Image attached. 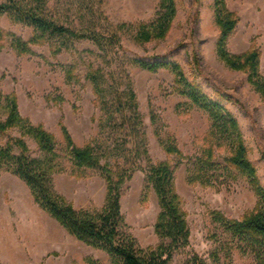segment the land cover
<instances>
[{"label":"rangeland","instance_id":"1","mask_svg":"<svg viewBox=\"0 0 264 264\" xmlns=\"http://www.w3.org/2000/svg\"><path fill=\"white\" fill-rule=\"evenodd\" d=\"M160 0H43L45 14L59 24L81 32L103 36L116 32L123 51L102 58L91 42L63 41L53 38L29 45L21 54L13 37L28 41L31 27L0 15V120L9 109L5 99L13 96L21 122L0 132V148L11 139H23L29 155L42 156L37 143L25 134L27 125L41 126L55 139L56 161L61 172L53 177L55 191L77 210L98 212L105 204L106 184L98 170L76 171L66 150L60 123L77 147L97 140L109 146L113 134H99L92 88L86 79L88 68L102 69L109 83L123 79L122 89L130 84L142 118V132L149 158L154 163L168 162L174 169V190L190 232L186 248L174 253L168 264H184L198 255L213 264L212 255L227 262L219 250L226 235L212 220L221 213L238 220L264 212V199L258 197L245 177L232 173L219 189L188 182L187 158L200 157L207 143L208 115L175 92V77L168 70L148 72L131 61L139 59L177 63L188 81L207 96L221 101L236 118L241 129L247 157L256 169L264 189V101L249 80L248 72L228 67L217 54L220 37L215 22L214 0H176V16L163 39L142 42L136 39L143 27L155 19ZM237 17L236 28L226 42L229 54L240 55L252 46L259 52L260 75L264 77V0H224ZM60 48L58 55L53 49ZM75 66V67H74ZM74 67V68H73ZM68 73H70L68 75ZM173 143L180 152L167 154ZM14 150V154H18ZM229 151H216L218 162ZM103 165L122 166L121 159L103 158ZM125 182L121 192L122 230L131 235L142 251L155 250L161 241L154 224L159 212L153 190L145 182V160ZM232 264H256L254 257L231 251ZM0 264H120L107 253L78 241L34 201L17 175L0 166Z\"/></svg>","mask_w":264,"mask_h":264},{"label":"trees","instance_id":"2","mask_svg":"<svg viewBox=\"0 0 264 264\" xmlns=\"http://www.w3.org/2000/svg\"><path fill=\"white\" fill-rule=\"evenodd\" d=\"M44 4L43 0H0V15H7L15 22L33 29L34 37L28 41L13 37V45L21 54L30 53L29 45L53 38L72 42L87 40L96 46L105 60L124 50L116 32L103 36L94 32L76 31L47 16ZM214 9L215 22L220 32L217 42L219 58L231 69L248 72L251 84L264 101V77L259 71V52L252 46L243 54H229L226 42L236 28L237 17L227 9L224 0H214ZM175 16L176 0H160L155 19L149 27L140 29L136 39L142 42L163 39ZM2 37L0 29V40ZM60 52V48L52 51L53 55ZM131 63L148 72H171L175 77V92L208 115L210 124L204 138L207 145L200 157L187 158L188 182H198L219 189L228 175L236 172L247 179L256 195L263 200L264 189L258 182L254 165L247 157L238 121L222 102L210 98L197 85L188 81L175 62L133 59ZM85 77L91 85L96 107L101 113L97 120L99 134L108 130L113 134L109 146L102 147L99 141L92 140L81 148L77 147L63 124L60 123L59 126L73 168L77 172L84 169L98 170L104 179L106 196L102 209L98 212L77 210L55 191L53 177L61 172L56 161L55 139L41 126L33 127L29 124L25 134L35 140L42 156L31 157L23 139H11L5 148H0V166L6 167L24 181L35 203L78 241L107 253L120 264H168L175 252L188 246L190 237L179 197L174 190V169L168 162L154 163L150 160L137 98L131 85L127 84L122 89L123 79H113L109 83L100 68H88ZM5 101L9 115L5 122L0 120V132L15 127L22 121L18 116L14 97L9 96ZM221 148L229 151L223 158V166L219 164L216 154ZM15 149L19 151L18 154H14ZM165 150L167 154L180 155L173 143L167 144ZM103 158L121 159L123 164L116 165L113 171L108 165L102 164ZM142 158L146 162L145 182L155 193L159 206L154 231L161 241H169L167 245L161 244L155 250L147 251L139 249L135 239L122 230L121 213L123 185L139 168L138 159ZM212 220L222 226L226 235L224 243L220 242L219 246L227 261L222 264H232L230 258L233 249H238L244 255H252L256 264H264V212L258 211L238 220L228 219L215 212ZM217 253L216 251L211 257L213 264H221ZM184 264L208 263L195 254Z\"/></svg>","mask_w":264,"mask_h":264}]
</instances>
